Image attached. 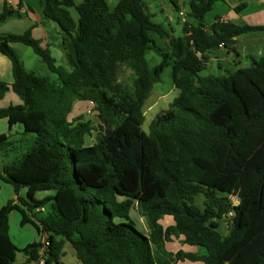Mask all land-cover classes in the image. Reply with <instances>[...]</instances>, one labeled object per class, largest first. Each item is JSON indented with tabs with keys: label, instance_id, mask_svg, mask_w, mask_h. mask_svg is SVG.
Masks as SVG:
<instances>
[{
	"label": "trees",
	"instance_id": "1",
	"mask_svg": "<svg viewBox=\"0 0 264 264\" xmlns=\"http://www.w3.org/2000/svg\"><path fill=\"white\" fill-rule=\"evenodd\" d=\"M226 1L192 0V23L176 38L153 21L144 0H120L114 10L108 0H85L78 22L69 11L74 0H41L44 16L64 34L71 72L57 65L31 29L0 34V52L14 76L12 85L0 81V101L10 91L23 101L0 108V120L35 135L28 150L0 171L16 196L0 211V264H18L9 225L14 211L22 226L31 224L45 236L22 250L23 264H63L68 244L82 264H264V58L226 76L200 74L210 52L235 51L237 37L264 31L220 19L208 30L206 16ZM19 16L6 4L0 25ZM154 34L167 40L169 51L154 45ZM13 44L32 48L58 82L28 72ZM153 45L163 55L154 71L146 59ZM125 63L135 75L126 86L118 82ZM169 66L179 95L146 133V100ZM78 101L98 108L101 130L92 146L86 145L92 121L71 117ZM14 152L15 143L0 135V153ZM41 192L54 194L37 199ZM230 196L238 197L236 206ZM136 209L148 235L131 216ZM165 216L174 225L165 228ZM224 222L228 235L220 232ZM181 236L204 254L167 253L166 243Z\"/></svg>",
	"mask_w": 264,
	"mask_h": 264
},
{
	"label": "rangeland",
	"instance_id": "2",
	"mask_svg": "<svg viewBox=\"0 0 264 264\" xmlns=\"http://www.w3.org/2000/svg\"><path fill=\"white\" fill-rule=\"evenodd\" d=\"M75 6L70 8L69 11L74 18L76 22L79 20V14H78V7H80L82 4H84L85 0H74ZM120 0H108V4L112 10L115 9L118 2ZM149 0H145L146 3H148ZM157 6L153 5L152 10L150 11L153 13V20L157 24L163 25L166 29L170 30L171 27L174 28V33L172 36L175 37H181L183 36V21L182 17H180V12H178L175 9V5L170 0H164L162 3L156 4ZM223 5V4H219ZM180 9L187 14L188 11V5H184V3L180 2ZM216 13V10L213 12H210L206 19L205 23L208 25L210 22H212L214 19V15ZM172 16V17H171ZM172 18L174 23L169 24V21L167 18ZM187 19L189 21H192L191 18L187 16ZM55 29L51 27H47L46 31H48L49 35V44H50V52L52 54V57L56 60L58 66H62L67 71H72V65L70 63V60L68 58L67 51L65 47L62 44V38L64 37V34L57 23L53 22L52 20H47ZM154 39V45L157 44L160 49H162V52H166L170 50L169 44L166 39L161 38L157 36L156 34L153 35ZM153 48L148 52L147 54V62L149 65L150 70L154 71V69L161 64L163 60V55L159 53V51ZM15 50V49H14ZM16 51V50H15ZM20 57L22 58V61L24 62V65L27 70L35 72L36 74H39L43 77H47L50 79L51 82H56L58 79V76L54 73H52L48 66L41 60L40 57H38L32 48L20 44V48H18V51ZM228 53H223V56L220 55L218 58L222 59L226 57ZM231 63H224L223 69L220 70L218 67V61L213 58L212 63L207 65V68L204 69L200 74L202 76H208V75H222L226 76L228 73L226 72L227 69L232 70L235 69V62L239 61V57L237 54L232 55L231 57ZM210 63V62H209ZM242 67H248L251 66V61L244 58L242 59ZM135 75L131 68V66L127 63L121 64L118 69V82L124 86L131 85L133 82ZM179 95V90L175 88L174 85V79H173V69L171 66L167 67L161 76V82L154 85L153 91L151 92L149 98L146 100L145 107H144V113H145V122L142 126V129L146 132H150V127L155 120V118L166 111L169 110L170 104L177 98ZM79 102V103H78ZM76 102L75 108H74V116H83L85 120L92 121V125L94 126V131L92 132V135L87 137V142L89 145H92L97 141L98 131L101 130V122L99 120V112L96 104H92L91 101H85V102ZM21 138V137H19ZM24 143L19 144L21 147L16 150L14 153H8L3 154L0 153V171H2V168L10 163H13L16 161V159L24 154L29 146L34 141L35 135L28 134L23 135ZM47 194H54V192H41L38 193L36 198L41 199L45 197ZM23 197H26L24 195V192L21 193ZM13 199H15V193L14 189L11 184H8L6 182H3L0 179V207L7 205L9 202H11ZM203 202L204 198L203 196H198L196 198V204L203 208ZM49 208H46L43 210V212L38 214V217H41L45 215L48 212ZM133 218L136 220L138 228L145 232L144 230V224H142V217L139 212V210L134 211ZM22 216L19 212L14 211L10 217H9V225H10V236L13 240V242L16 244V246L19 248V250L22 249V247L27 246L28 244H32L34 242L40 243L43 239V236L39 235L37 233V230L30 224L25 225L24 227L21 225ZM227 223V222H226ZM224 222L223 227L220 228V232L224 233L226 231V224ZM226 224V225H225ZM45 242V241H44ZM167 259V256L165 257ZM27 260V257L22 252H18L17 262L18 264L25 263ZM63 264H82L80 260H78L76 253L72 246L70 244L66 245L65 247V256L61 259ZM36 264V263H32ZM40 264V263H39Z\"/></svg>",
	"mask_w": 264,
	"mask_h": 264
},
{
	"label": "crops",
	"instance_id": "3",
	"mask_svg": "<svg viewBox=\"0 0 264 264\" xmlns=\"http://www.w3.org/2000/svg\"><path fill=\"white\" fill-rule=\"evenodd\" d=\"M163 1L164 0H149L148 3H146L144 0V2L146 4L147 11L152 16V19H153L154 14L151 13L150 11L152 10L153 5L157 6L156 4L162 3ZM181 1L184 3V5H188L187 14H185L179 7ZM191 1L192 0H174L175 4L172 2L175 5V9L178 12H180V17H182L183 25L186 22L192 23V21H189L187 19V16L189 17V4ZM6 4H8L11 8H13L15 10L19 9L21 16L13 17L10 20H8L6 23L0 25V34H2V35H4V34L5 35L6 34L21 35V34H24L25 32H27L28 30L31 29L33 37L37 40H40L42 42V46L44 48H48L50 50V47H51L49 44L50 38L48 35V31H46V28L51 27V28L55 29V27H53V25H51L47 21L48 19L44 16V11H43V6L41 3V0H0V14L4 11ZM219 4H223V5H219ZM240 7H241V10L238 12L236 9L240 8ZM215 10H216V13L214 15L215 20L210 22V24H208V25L206 24V27L208 30L210 29L212 24H214L216 22L217 19H220L221 22L234 24V25L240 26V27L246 26V25H248V26H264V0H227L226 2L217 3L214 6V9L212 10V12ZM182 14L185 16H183ZM171 17L167 18L169 21V24L174 23V21ZM189 18H191V17H189ZM167 31H169L170 34L173 35L174 28L171 27V29L170 30L167 29ZM184 36H185V34H184V27H183V36H181V37H184ZM173 37H175V36H173ZM235 41H236V44H235L236 50L235 51H232V50L229 51V50H226L225 48L221 47L218 50L210 52L208 54L210 63H208V64H211L213 58H215L218 61L219 69L222 70L223 64L226 62L231 63L230 60H231L232 55L237 54L239 57V61L235 62V69L232 70L233 72H235V71L243 68L242 67V65H243L242 59H244V58L250 60L251 65H252L254 60L260 61L261 59L264 58V31L250 32V33L241 35V36L237 37L235 39ZM62 44L64 46L63 38H62ZM12 46L16 50V52L18 51V48H20V44H13ZM223 53H228V55L222 59L218 58L220 55L223 56ZM18 55H20V54L18 53ZM21 60H22V58H21ZM249 67L250 66L244 67V68H249ZM25 69H26V67H25ZM27 71L32 72L29 70H27ZM229 71H231V70L230 69L226 70L227 73ZM218 76H222V75H218ZM0 81L6 82L10 85H12L14 82L12 62L10 61V59L8 57L3 55L1 52H0ZM56 82H58V79ZM56 82H54V83H56ZM22 104H23L22 99L18 95H16L13 91H10L6 95V97L0 101V108L5 109V108H9L11 106H19ZM75 106L76 105H74V108H75ZM71 117H77V116H74V113H72ZM0 135L7 136L11 142L15 143L16 150H18V148L21 147L19 144L24 143V138H23L24 128H23V126L18 124V125L11 127V125L7 119L0 120ZM19 137H21V138H19ZM95 143H93V144H95ZM86 145L92 146V145L88 144L87 139H86ZM23 192L25 195L26 191H23ZM13 200H16V196H15V199H13ZM3 207L4 206L0 207V211L2 210ZM48 212H49V210H48ZM133 213L131 214L132 218H133ZM29 215L31 216V214H29ZM141 217H142V215H141ZM31 219L34 220L33 217H31ZM133 219H135V218H133ZM141 219H142V224H144V227H143L145 230L144 233L146 235H148L149 230L147 227L146 220L144 217H142ZM135 222H136V220H135ZM160 223L165 228H167L169 226L174 225V220L170 216H165L164 218H162ZM27 225H30V224H27ZM226 227H227V225H226ZM227 228H226V231L224 233H222L223 235H228V229ZM37 233H38V231H37ZM39 235H41V234H39ZM41 236H43V239L41 241L43 243L45 241V236L44 235H41ZM184 240H185V237L181 236L179 238H174L172 242L166 243V245H165L166 252L171 254V255H176L179 251H183L185 253L197 254V255L198 254H204L203 249L196 247V246L187 245V244H185ZM34 243H37V242H34ZM27 246L22 247L21 250L25 249ZM176 264H204V263L201 261L192 262V261L186 260L184 262H178Z\"/></svg>",
	"mask_w": 264,
	"mask_h": 264
},
{
	"label": "built area",
	"instance_id": "4",
	"mask_svg": "<svg viewBox=\"0 0 264 264\" xmlns=\"http://www.w3.org/2000/svg\"><path fill=\"white\" fill-rule=\"evenodd\" d=\"M183 16H185V15H183ZM230 198H231V201H232L233 205L236 206L238 204V202H239L238 197L237 196H230ZM229 216L232 217L233 216V212H231L229 214ZM46 245H48V243ZM40 264H45V261L41 260Z\"/></svg>",
	"mask_w": 264,
	"mask_h": 264
}]
</instances>
